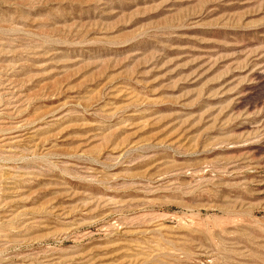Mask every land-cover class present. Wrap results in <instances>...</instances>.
I'll return each mask as SVG.
<instances>
[{"label": "rangeland", "instance_id": "1", "mask_svg": "<svg viewBox=\"0 0 264 264\" xmlns=\"http://www.w3.org/2000/svg\"><path fill=\"white\" fill-rule=\"evenodd\" d=\"M0 264H264V0H0Z\"/></svg>", "mask_w": 264, "mask_h": 264}]
</instances>
